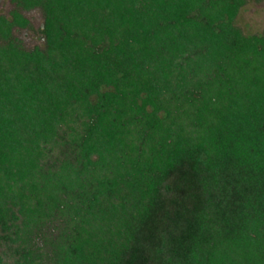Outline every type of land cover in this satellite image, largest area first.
<instances>
[{
    "label": "trees",
    "instance_id": "trees-1",
    "mask_svg": "<svg viewBox=\"0 0 264 264\" xmlns=\"http://www.w3.org/2000/svg\"><path fill=\"white\" fill-rule=\"evenodd\" d=\"M0 264H264V28L246 0H8ZM42 13L43 46L14 29Z\"/></svg>",
    "mask_w": 264,
    "mask_h": 264
},
{
    "label": "rangeland",
    "instance_id": "rangeland-1",
    "mask_svg": "<svg viewBox=\"0 0 264 264\" xmlns=\"http://www.w3.org/2000/svg\"><path fill=\"white\" fill-rule=\"evenodd\" d=\"M13 5L8 0H0V15L7 16ZM29 20L26 29H14V36L19 39L22 46L29 50L35 46H43V38L40 29L43 23L42 13L39 9L23 12ZM235 24L245 34L260 33L264 28V0H246L240 9Z\"/></svg>",
    "mask_w": 264,
    "mask_h": 264
}]
</instances>
